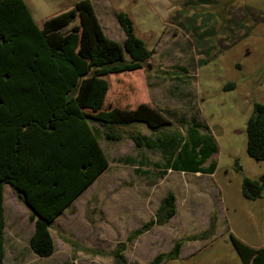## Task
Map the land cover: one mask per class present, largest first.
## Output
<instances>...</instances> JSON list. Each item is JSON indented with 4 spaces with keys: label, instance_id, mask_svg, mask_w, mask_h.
<instances>
[{
    "label": "rangeland",
    "instance_id": "1",
    "mask_svg": "<svg viewBox=\"0 0 264 264\" xmlns=\"http://www.w3.org/2000/svg\"><path fill=\"white\" fill-rule=\"evenodd\" d=\"M24 1L38 23L89 3L105 35L119 43L125 33L117 16L126 13L152 57L140 66L90 70L108 84L104 110L120 112L115 130L123 139L108 140L91 123L109 168L54 224L50 257L30 250V211L6 189L3 264H151L177 242L179 259L167 264H253L264 249V191L247 200L242 183L264 176V161L247 152L248 119L255 103L264 104V0ZM230 83L235 88L225 91ZM194 122L216 146L207 163H217L212 175L166 167ZM132 135L156 148L138 149ZM169 194L175 216L129 241Z\"/></svg>",
    "mask_w": 264,
    "mask_h": 264
},
{
    "label": "trees",
    "instance_id": "2",
    "mask_svg": "<svg viewBox=\"0 0 264 264\" xmlns=\"http://www.w3.org/2000/svg\"><path fill=\"white\" fill-rule=\"evenodd\" d=\"M74 17L75 26L70 22ZM117 18L125 33L123 43L105 35L89 3L38 23L24 0H0V264L5 259L4 187L9 186L31 210L29 220L35 231L30 250L38 257H50L55 252L53 223L109 168L101 138L91 123L105 129L106 139H123L115 130L120 112L104 110L108 84L90 77V70L140 66L150 60L152 51L135 34L126 13L120 12ZM235 86L230 83L224 89ZM200 128L196 122L188 127V139L170 156L168 169L215 173L217 163H207L216 146L200 134ZM247 135L249 156L264 161V104L253 105ZM130 138L138 149L151 150L157 145L146 136ZM236 164V170L242 171L238 161ZM263 191L264 176L244 178L245 199H260ZM176 212L175 196L169 194L155 220L135 230L128 240L166 225ZM64 241L78 246L67 238ZM181 246L177 242L151 264L179 259ZM253 264H264V249L258 251Z\"/></svg>",
    "mask_w": 264,
    "mask_h": 264
},
{
    "label": "crops",
    "instance_id": "3",
    "mask_svg": "<svg viewBox=\"0 0 264 264\" xmlns=\"http://www.w3.org/2000/svg\"><path fill=\"white\" fill-rule=\"evenodd\" d=\"M100 145H101V142H100ZM102 147V146H101ZM103 149V148H102ZM185 173V172H184ZM194 174H201V173H194ZM101 177V176H100ZM100 177H98L79 197H77L76 199H75V201L73 202V204L69 207V208H67L62 214H61V216H59L56 220H55V222L53 223V226H54V224L58 221V219L59 218H61L65 213H69L71 210H73V208H74V205H75V202L83 195V194H85L90 188H91V186L100 178ZM9 186H5L4 187V192H3V194H4V202H3V206L5 205V192H6V189L8 188ZM10 188V187H9ZM11 189V188H10ZM12 190V189H11ZM13 191V190H12ZM13 193H14V191H13ZM15 194V193H14ZM16 195V194H15ZM16 197H17V195H16ZM18 199V198H17ZM22 203V202H21ZM26 206V205H25ZM27 208H28V210L31 212V210H30V208L28 207V206H26ZM4 211H5V206H4ZM30 215V214H29ZM4 217H5V213H4ZM30 221V220H29ZM29 221H27V222H29ZM18 225V223L17 222H15V226H17ZM30 227H31V232H32V234L30 235V237H29V241H30V238L33 236V234H34V231H35V227H34V223H30ZM53 226H52V228H51V235H52V237H53V233H52V229H53ZM6 228H7V224H6V220H5V229H4V236H5V233H6ZM17 230V229H16ZM15 230V231H16ZM14 231V232H15ZM17 239H19V238H17ZM5 240H6V238H5ZM53 240H54V237H53ZM5 243H6V241H5ZM54 245H55V240H54ZM6 244H4V248H5V251H6Z\"/></svg>",
    "mask_w": 264,
    "mask_h": 264
}]
</instances>
